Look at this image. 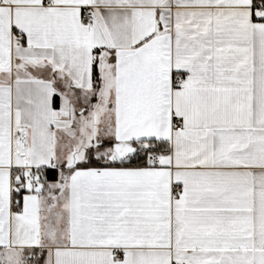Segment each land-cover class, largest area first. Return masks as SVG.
I'll return each mask as SVG.
<instances>
[{
    "label": "snow or ice",
    "instance_id": "snow-or-ice-1",
    "mask_svg": "<svg viewBox=\"0 0 264 264\" xmlns=\"http://www.w3.org/2000/svg\"><path fill=\"white\" fill-rule=\"evenodd\" d=\"M0 264H264V0H0Z\"/></svg>",
    "mask_w": 264,
    "mask_h": 264
}]
</instances>
